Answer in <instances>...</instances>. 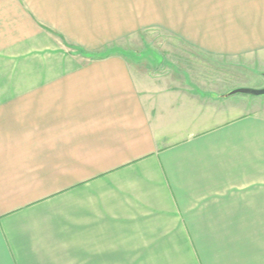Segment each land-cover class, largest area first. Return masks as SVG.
<instances>
[{
    "label": "crops",
    "instance_id": "crops-1",
    "mask_svg": "<svg viewBox=\"0 0 264 264\" xmlns=\"http://www.w3.org/2000/svg\"><path fill=\"white\" fill-rule=\"evenodd\" d=\"M132 3L0 0V264H264V0H173L184 64L61 48Z\"/></svg>",
    "mask_w": 264,
    "mask_h": 264
},
{
    "label": "rangeland",
    "instance_id": "rangeland-1",
    "mask_svg": "<svg viewBox=\"0 0 264 264\" xmlns=\"http://www.w3.org/2000/svg\"><path fill=\"white\" fill-rule=\"evenodd\" d=\"M173 0H133L132 9H116L109 11L110 17L100 19L101 24L81 27L79 41H62L61 48L69 50L81 49H115L140 53L138 57L173 60L186 63V59L173 58V52L181 50L178 43L173 42L171 31L161 25L159 19H171ZM74 36V35H73ZM131 37V38H130ZM155 56V57H154ZM208 67V66H207ZM259 88L264 89V80ZM241 89V88H240ZM257 98L261 108L264 107V95Z\"/></svg>",
    "mask_w": 264,
    "mask_h": 264
},
{
    "label": "water",
    "instance_id": "water-1",
    "mask_svg": "<svg viewBox=\"0 0 264 264\" xmlns=\"http://www.w3.org/2000/svg\"><path fill=\"white\" fill-rule=\"evenodd\" d=\"M234 92L243 93V94H250V95H255V96L264 95V89L254 90V89H250V88H241V89L235 90Z\"/></svg>",
    "mask_w": 264,
    "mask_h": 264
},
{
    "label": "trees",
    "instance_id": "trees-1",
    "mask_svg": "<svg viewBox=\"0 0 264 264\" xmlns=\"http://www.w3.org/2000/svg\"><path fill=\"white\" fill-rule=\"evenodd\" d=\"M116 49V48H115ZM106 55H99V54H94V55H91V58H104Z\"/></svg>",
    "mask_w": 264,
    "mask_h": 264
}]
</instances>
